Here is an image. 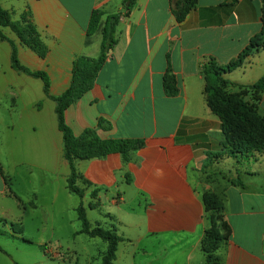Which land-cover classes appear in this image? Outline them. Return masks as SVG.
Masks as SVG:
<instances>
[{
  "label": "crops",
  "instance_id": "1",
  "mask_svg": "<svg viewBox=\"0 0 264 264\" xmlns=\"http://www.w3.org/2000/svg\"><path fill=\"white\" fill-rule=\"evenodd\" d=\"M177 1L0 0V6L13 13V20L31 13L49 47L46 59L20 44L10 29L4 32L17 43L23 65L48 73L52 96L69 88L77 58L100 54L101 32L86 43L93 10L121 15L117 44L94 88L65 118L77 136L97 128L103 139L144 140L128 163L120 154L75 163L77 184L85 190L82 200L89 197L88 206L96 205L90 210L107 207L119 213L122 209L115 208L127 204V223L143 229L137 240L127 238V245L155 244L154 249L133 251L134 259L140 254L135 264H207L201 242L209 221L202 198L209 192L225 194V220L232 230L218 250L220 264H264V152L233 157L224 148L223 125L207 106L200 74L205 59L227 65L262 32L264 3L196 0L178 22L173 13ZM11 52L10 44L0 40V218L20 223L28 216V223H48L46 217L43 222L33 219V212L42 201L67 197L70 165L55 102L45 96L40 79L12 69ZM167 76L173 79L174 96L166 92ZM263 77L264 50L225 76L242 88ZM258 100L264 117V93ZM100 119L111 128H98ZM3 159L11 166L8 170ZM17 167L27 172H17ZM108 217L119 221L116 215ZM0 231L5 233L0 237L14 243L34 244L11 238L10 225H0ZM11 244L0 241V264H32L30 251Z\"/></svg>",
  "mask_w": 264,
  "mask_h": 264
},
{
  "label": "trees",
  "instance_id": "2",
  "mask_svg": "<svg viewBox=\"0 0 264 264\" xmlns=\"http://www.w3.org/2000/svg\"><path fill=\"white\" fill-rule=\"evenodd\" d=\"M264 3V0H262ZM196 6V0H179L174 3L173 13L178 22H183L187 15ZM129 10V8H128ZM106 17L105 21L104 18ZM121 15H106L102 9L93 10L87 29V44H90L94 35L101 32L102 44L100 54L96 58L81 56L73 63L72 81L69 88L60 96H52L50 93L51 81L47 72L33 71L22 64L19 58L18 45L4 32L10 29L19 43L32 50L39 58L46 59L49 47L38 32L31 13H23L18 20H13V13L0 6V40L6 41L11 46V66L18 73L43 82V92L47 98L55 102V113L58 128L63 136L64 158L70 165V175L67 180V188L70 193L83 199L85 190L78 186L80 175L76 169V161H88L92 159L106 158L111 154H120L123 162L128 163L131 154L144 144L142 139H103L97 133V128H87L80 135H75L67 124L66 111L81 100L95 86L96 80L106 61L117 44V26ZM262 32L253 38L250 45L231 63L219 65L213 58L205 59L200 65V74L205 81L204 95L211 112L219 118L223 125V134L231 156L245 155L251 151L264 152V117L259 114L257 107H251L242 100H236L235 95H228L226 88L235 84L227 80V74L241 68L245 61L255 52L264 50V11L262 16ZM171 80V82H169ZM170 76L166 77L165 89L168 95H176V89ZM259 99V94L264 93V77L257 83L247 86ZM233 100L235 102H233ZM226 108V109H225ZM234 120L235 125H230L229 120ZM98 128L110 129L111 123L99 120ZM234 132L244 133L241 141L234 139ZM98 191L92 193L96 197ZM203 204L210 227L206 229L202 242L201 251L206 257L207 264H220L218 250L227 243L232 234L230 225L225 220L224 200L222 196L214 192L203 195ZM95 204L89 208L94 209ZM81 230L78 234H85L90 238H99L107 244L106 251L101 256V264H114L117 259L118 246L123 238L117 234L116 227L106 229L101 224H92L87 216V209L80 204L76 209ZM1 226H11V238L29 243L22 237L21 225L8 223L0 218ZM5 234L0 231V235Z\"/></svg>",
  "mask_w": 264,
  "mask_h": 264
},
{
  "label": "rangeland",
  "instance_id": "3",
  "mask_svg": "<svg viewBox=\"0 0 264 264\" xmlns=\"http://www.w3.org/2000/svg\"><path fill=\"white\" fill-rule=\"evenodd\" d=\"M226 92L228 95L237 96L236 100H242L251 107L258 108L257 102L259 100L255 98V95H253L254 92L248 87L242 88L238 87L237 85H229L226 88ZM233 102L235 101L233 100ZM229 124L235 125L234 120H229ZM233 135L234 139L237 141H241L244 138V133L241 134L234 132ZM225 144L228 145L226 140ZM230 147L231 146L227 148L229 149ZM253 152L255 151H251L246 154ZM238 156L241 155L239 154ZM3 166L6 170L11 168L5 159H3ZM16 170L17 172L20 171L21 173L27 172L26 167H17ZM57 182H55V185ZM217 194L222 196L224 200L225 215V194ZM89 202V197H87L85 200H82L72 193H67L66 198L61 197L56 203H53L50 199L45 200V202L42 201L40 205H37V210L34 212L30 210V212H33V219H36V221L41 220L43 222V219L46 217L47 221H49L48 223H28L30 220L28 216L25 218V221L14 223L21 225L22 229L24 230L25 239L34 243L32 246L14 243L6 236L0 237V241L2 243H14L11 244L13 247L30 251V263L32 264H101V256L106 251L107 244L99 238H90L85 234H76L81 230V223L78 220L76 209L81 203H83L87 209L88 219L92 224L99 223L106 229H112L113 227H116L117 234L124 239V241L119 244L117 260L114 264L138 263L140 254H137L136 259H134L132 253L133 251L139 253L144 246H147L148 248L152 246L153 249L155 248V244L150 241H136V243L127 245V238H131L135 241L140 234V230H143L142 227L136 226L137 223H127V204L124 208L116 207V210L122 209V211L115 213L117 211H109L107 207H103L100 211L90 210L88 206ZM108 214H111V216L116 215L119 221H112L108 217ZM209 227L210 223L208 228ZM2 232H7V234L11 233L9 228H3ZM16 254L19 255V253ZM57 254L61 257V259H53V257Z\"/></svg>",
  "mask_w": 264,
  "mask_h": 264
},
{
  "label": "built area",
  "instance_id": "4",
  "mask_svg": "<svg viewBox=\"0 0 264 264\" xmlns=\"http://www.w3.org/2000/svg\"><path fill=\"white\" fill-rule=\"evenodd\" d=\"M217 1H220V2H227V1H229V0H217Z\"/></svg>",
  "mask_w": 264,
  "mask_h": 264
}]
</instances>
